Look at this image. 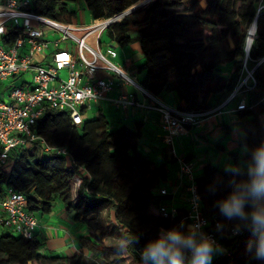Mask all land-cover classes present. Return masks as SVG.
Returning <instances> with one entry per match:
<instances>
[{"label":"trees","instance_id":"obj_1","mask_svg":"<svg viewBox=\"0 0 264 264\" xmlns=\"http://www.w3.org/2000/svg\"><path fill=\"white\" fill-rule=\"evenodd\" d=\"M77 1L81 0H32L30 9L74 22L76 10L71 4ZM82 1L93 20L126 12L107 28L109 40L121 47L139 42L144 57L137 67L141 84L156 96L175 92L181 110L217 107L236 87L247 56L249 68L264 56V7L259 10L258 0ZM256 17L258 30L247 54L248 32ZM132 26L138 35L129 33ZM254 75L255 89L263 95L264 67H257ZM250 99L259 100L251 92ZM239 114L245 132L240 145L247 148V158H253L256 149L264 145V102ZM37 133L52 146L68 147L70 153L46 151L39 141L14 148L7 164L0 168V189L10 185L23 192L28 209L36 215L51 213L57 200L68 210L74 209L77 217L106 210L126 240L109 248L142 264L137 249L160 237L161 227L172 228L174 222L157 206L156 189L168 177L167 165H156L142 152L140 129L126 124L112 128L101 110L76 126L67 111L53 109L39 120ZM236 181L234 168L220 169L213 164H207L197 178L205 212L224 224L228 216L221 205L234 195ZM252 233V228L235 236L220 233L226 249L213 250L207 264H237L238 254ZM42 250L43 242L37 237L28 239L8 232L0 235V264L61 259Z\"/></svg>","mask_w":264,"mask_h":264},{"label":"built area","instance_id":"obj_2","mask_svg":"<svg viewBox=\"0 0 264 264\" xmlns=\"http://www.w3.org/2000/svg\"><path fill=\"white\" fill-rule=\"evenodd\" d=\"M31 2L0 0V85L33 73L32 81L24 79L20 85L10 84L0 92V168L7 164L14 148L34 141H39L46 151L68 155V147L52 146L37 133L39 120L46 111L55 109L67 111L73 125H82L87 111L93 110L96 103L107 100V92L117 87V79L132 90L114 98L115 104L122 108L142 106L159 111L162 128L170 137L186 130L188 125L200 123L212 113L221 112L229 103L236 102L234 110L240 111L264 102V94L258 101L250 99V92L257 85L254 71L259 66L264 67V56L254 68L248 67L247 56L243 73L225 103L207 111H185L152 94L141 84L138 73L130 74L114 61L118 50L112 41L103 45L107 28L126 12L80 25L39 14L30 9ZM263 7L261 5L259 10ZM257 30L258 24L255 26L253 21L248 32L247 54L248 44L250 42L251 47ZM92 35L95 39L90 43L88 39ZM101 71L109 74L100 75ZM138 95L148 100H140ZM181 169L189 178L186 209L175 203L174 192L168 186L156 189L158 208L165 218L174 222L172 228L161 227L160 236H166L171 229L180 233L185 230L187 234L194 232L198 240L208 238L213 250L225 251V244L219 236L220 233L225 235L224 222L205 212L193 166L182 161ZM39 227L38 216L28 209L27 196L10 185H4L0 189V235L8 232L33 239L37 237ZM239 232L234 229L229 236ZM144 248L137 249L141 262Z\"/></svg>","mask_w":264,"mask_h":264},{"label":"crops","instance_id":"obj_3","mask_svg":"<svg viewBox=\"0 0 264 264\" xmlns=\"http://www.w3.org/2000/svg\"><path fill=\"white\" fill-rule=\"evenodd\" d=\"M109 42L110 40L103 42V45ZM113 44L118 50V57L114 61H120L127 70L136 71L138 65L134 66L135 63H143L144 57L139 42L126 47ZM99 74L107 76L109 73L101 71ZM117 83V87L107 92V100L100 101V106L95 104L93 110H101L108 117L112 128L126 124L132 129H140V149L152 158L156 165L166 163L168 177L161 186H168L174 192L177 205L183 209L188 206L189 178L181 169L182 161L193 166L196 178L203 174L207 164L216 165L220 169L234 168L237 180L238 174L250 175L249 166L254 164V157L247 158V148L240 145V139L244 137L245 132L239 111L234 110L236 102L229 103L222 107L221 112L212 113L200 123L188 125L186 130L170 137L169 132L162 128L159 111L142 106L122 108L115 104L114 98L132 90L131 87L121 85L119 79ZM138 97L143 101L148 100L143 95ZM158 97L173 107H179L180 101L175 92H166ZM223 103L225 99L218 106ZM236 184L237 181L234 187ZM103 212L108 216V220L98 223L96 217ZM100 213L77 217L74 209L68 210L62 203L58 212H55L54 208L51 213L38 214L40 227L37 238L44 244L42 252L47 256L61 257L57 261L61 264H68L74 257L87 262L90 261L86 258L97 259L95 250L102 248L100 234L105 227L103 224H106V229L111 226V222L112 226H115L106 210ZM31 263L30 261L27 264Z\"/></svg>","mask_w":264,"mask_h":264},{"label":"rangeland","instance_id":"obj_4","mask_svg":"<svg viewBox=\"0 0 264 264\" xmlns=\"http://www.w3.org/2000/svg\"><path fill=\"white\" fill-rule=\"evenodd\" d=\"M255 2L257 4L264 6V0H258ZM142 3H144V1L140 2L138 5H141ZM71 7L76 10V18L74 20L75 23L80 24V25L85 24V23H92L93 18L91 16V12L86 8L85 3L82 0L77 1L75 3H72ZM76 33L81 34L79 31H76ZM129 33L134 35V36L138 35V31L133 26L129 30ZM94 39H95V36L92 35L89 37L88 42L93 43ZM102 40H103V42H107L109 40L106 32H105ZM116 62L118 64H120V61L117 60ZM135 64L136 65H134V66H136V67H137V65H139V63H135ZM223 69L225 72V67H223ZM128 71L130 74L131 73L132 74L138 73V69L136 71L129 69ZM228 71L229 70L226 69V72H228ZM139 76H141V75L139 74ZM24 79L27 81H32L33 80V73H27L23 77H20V78L14 80L13 82H11L9 80L5 81L4 84L0 85V92H2L3 89L6 88L7 86H9L10 84H12V86L20 85ZM251 94L254 95V97L256 98L255 100L259 99L262 96L261 93H258L257 89H253L251 91ZM6 99L9 101L10 97L7 96ZM96 105L100 106V103L98 102V103H96ZM86 115L87 116H94L95 112H94V110H89V111H87ZM240 175L241 174H238V180H237V184L235 186L236 188L234 187V189H235L234 194L237 196H241V195L244 196V204H243L244 215H242V216L241 215H234L231 218L225 217V219H224V221H225V235H230V233L234 229H239V231L241 232L247 228H252L253 233L250 235V237L246 243V247L238 254V258L236 260V263L237 264H264V253H262L260 250V239H261V236L259 235L260 232L256 231L254 229V226L252 224V219H251V213H252L254 207L257 204H264V194H262L260 196H254L253 194L248 193L246 191L245 184L247 181H249L251 179V176L249 174H246L243 176L242 175L240 176ZM62 203L63 202L61 200H57L55 202V206H54L55 212L59 211ZM103 213L102 214L100 213L97 215L96 218L99 221L98 223H101L103 221L108 220V216H106V213L105 212H103ZM109 223H110V221H109ZM112 225L113 224L111 222V226L108 229H106V224H103V226H105V227L103 228V230L100 234V236H101L100 237V243L102 245V248L95 250V252H97V255H98L97 259L92 260L90 258H86V259H89V261H90V262H87L85 260L83 261L79 257H75V258H72L68 264H137L132 259H130V257H128V255L125 254L124 252H122V253L117 252L113 248H109V247H113L114 245L124 243L126 241L125 238L123 237V235H121L118 232L117 228L115 226H112ZM181 234L185 235V234H187V232L185 230H183L181 232ZM217 253H219V252H216V254ZM8 264H10V263H8ZM31 264H61V263H58L57 261H55V259L47 258V259H45L39 263L32 262Z\"/></svg>","mask_w":264,"mask_h":264},{"label":"clouds","instance_id":"obj_5","mask_svg":"<svg viewBox=\"0 0 264 264\" xmlns=\"http://www.w3.org/2000/svg\"><path fill=\"white\" fill-rule=\"evenodd\" d=\"M251 179L245 188L254 196L264 194V145L254 152V164L249 166ZM244 196L232 195L221 205V211L231 218L244 215ZM252 224L260 232V250L264 253V204H257L251 213ZM123 246V244H122ZM212 242L204 237L197 239L194 232L182 235L178 230L171 229L166 236H160L147 243L141 253L142 264H207L212 256Z\"/></svg>","mask_w":264,"mask_h":264},{"label":"water","instance_id":"obj_6","mask_svg":"<svg viewBox=\"0 0 264 264\" xmlns=\"http://www.w3.org/2000/svg\"><path fill=\"white\" fill-rule=\"evenodd\" d=\"M257 22H258V17H256V19L254 20V24H255V26L257 25ZM250 42H249V44H248V52H249V50H250Z\"/></svg>","mask_w":264,"mask_h":264},{"label":"bare ground","instance_id":"obj_7","mask_svg":"<svg viewBox=\"0 0 264 264\" xmlns=\"http://www.w3.org/2000/svg\"><path fill=\"white\" fill-rule=\"evenodd\" d=\"M253 33H254V28H253V30H252V32H251V34H252L251 37L253 36Z\"/></svg>","mask_w":264,"mask_h":264}]
</instances>
